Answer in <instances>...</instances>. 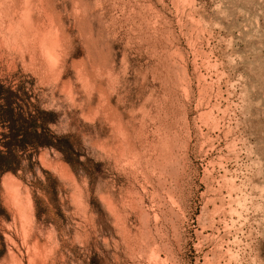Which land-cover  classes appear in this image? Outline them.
I'll return each instance as SVG.
<instances>
[{
	"label": "rangeland",
	"instance_id": "rangeland-1",
	"mask_svg": "<svg viewBox=\"0 0 264 264\" xmlns=\"http://www.w3.org/2000/svg\"><path fill=\"white\" fill-rule=\"evenodd\" d=\"M50 113L0 264H264V0H0V150Z\"/></svg>",
	"mask_w": 264,
	"mask_h": 264
},
{
	"label": "trees",
	"instance_id": "trees-1",
	"mask_svg": "<svg viewBox=\"0 0 264 264\" xmlns=\"http://www.w3.org/2000/svg\"><path fill=\"white\" fill-rule=\"evenodd\" d=\"M49 115L51 116L41 121V123H37L36 118L32 115L27 127L17 131L11 128V139L4 143L6 150H0V167L2 170L16 171V168L10 162H7V159L11 158L12 152H14L12 141L21 133L25 139H36L31 142L33 145L55 147L65 155L68 162L73 163L71 153H74V144L71 141V135H51L47 123L49 120H53V114L50 113Z\"/></svg>",
	"mask_w": 264,
	"mask_h": 264
},
{
	"label": "bare ground",
	"instance_id": "bare-ground-1",
	"mask_svg": "<svg viewBox=\"0 0 264 264\" xmlns=\"http://www.w3.org/2000/svg\"><path fill=\"white\" fill-rule=\"evenodd\" d=\"M37 39V38H36ZM35 47V46H34ZM42 52V51H41ZM51 59V58H50ZM51 61V60H50ZM43 65V64H42ZM163 144V143H162ZM24 222V221H23ZM30 228V227H29ZM49 251V250H48Z\"/></svg>",
	"mask_w": 264,
	"mask_h": 264
}]
</instances>
